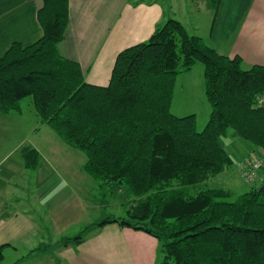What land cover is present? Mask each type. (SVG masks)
<instances>
[{"label":"trees","instance_id":"1","mask_svg":"<svg viewBox=\"0 0 264 264\" xmlns=\"http://www.w3.org/2000/svg\"><path fill=\"white\" fill-rule=\"evenodd\" d=\"M205 2L214 20L220 0ZM36 18L42 35L12 42L0 56V112L21 113L20 101L31 97L40 122L85 155L83 170L100 188L126 187L133 198L123 204L125 216L96 226L117 223L155 237V264H264V169L259 191L257 185L235 199L229 189L197 187L233 164L222 145L229 129L264 151V108L255 104L264 65L244 68L238 55L219 53L170 17L117 53L106 85L91 84L58 50L69 0H41ZM196 62L210 107L201 130L195 114L170 111L174 77ZM19 151L34 170L38 151L27 144ZM82 239L80 233L61 244Z\"/></svg>","mask_w":264,"mask_h":264},{"label":"crops","instance_id":"2","mask_svg":"<svg viewBox=\"0 0 264 264\" xmlns=\"http://www.w3.org/2000/svg\"><path fill=\"white\" fill-rule=\"evenodd\" d=\"M202 2L211 11L209 22H194L186 30L221 54L238 55L244 68L264 65V0H220L214 20ZM40 4L0 0V56L12 42L28 44L42 35L36 18ZM171 14L161 0H69V22L58 50L80 65L86 82L106 85L117 53L147 40L158 23L176 19ZM17 115L0 112V246L8 244L0 264H155V237L117 223L96 226L102 215L90 214V194L100 188L83 170L86 158H78V150L54 134L35 132L39 117L30 127L22 112ZM26 128L34 138L41 134L29 141L38 151V165L30 172L19 151ZM7 136L18 143L11 146ZM80 233L81 242L62 246Z\"/></svg>","mask_w":264,"mask_h":264},{"label":"rangeland","instance_id":"3","mask_svg":"<svg viewBox=\"0 0 264 264\" xmlns=\"http://www.w3.org/2000/svg\"><path fill=\"white\" fill-rule=\"evenodd\" d=\"M161 2L168 15L171 16V11H174L176 19L180 20L186 28H190L194 22L195 25L198 26L203 20L205 22H209L210 20L211 11H206L202 0H161ZM188 2H191V6L188 5ZM20 107L25 116L24 118L28 121L26 126L31 127L33 118L36 117L38 120V116L31 104V97L22 99L20 101ZM170 111L177 116L195 114L197 130H201L206 124L209 117L210 107L204 96L203 66L200 62H196L189 71L179 73L174 77ZM11 113L18 116L16 112ZM33 125L35 127V132L41 130L40 132L43 135L46 132H49L56 136L46 124L42 125L37 121V123ZM27 131L28 128L24 129V133L22 134L24 137H27L23 145H30L29 141H34V139H37L38 137L41 138L40 133L34 138L33 136L35 132L31 133V131ZM29 133L31 134L29 135ZM7 138L12 142L11 146L19 141L18 139H14V137H11L10 139L9 136H7ZM222 145L232 157L233 164L227 167L222 173L210 177L203 183L198 184L197 187H222L229 189L232 193L231 199H235L239 194L248 191L251 187L257 186L260 183H258L260 173L258 174V179L252 184L244 182L240 177V170L256 155L257 152L253 150V146L250 143L235 136L231 129H229L227 134L222 137ZM78 152L79 153H76L78 158L82 157L84 160V158H86L85 155L80 151ZM17 155L18 151L14 152L12 157H16ZM120 188H123V192ZM132 198L131 193L122 185H114V187L107 186L106 188L103 187L99 189L98 193L96 190L91 191L90 214L95 215L99 213L102 215L101 219L106 216H125V208L122 203H128ZM101 199L103 200V205L98 208L97 205L100 204Z\"/></svg>","mask_w":264,"mask_h":264},{"label":"built area","instance_id":"4","mask_svg":"<svg viewBox=\"0 0 264 264\" xmlns=\"http://www.w3.org/2000/svg\"><path fill=\"white\" fill-rule=\"evenodd\" d=\"M256 106L264 108V91L257 97ZM264 169V151H259L240 170V177L248 184L258 179L259 171Z\"/></svg>","mask_w":264,"mask_h":264},{"label":"water","instance_id":"5","mask_svg":"<svg viewBox=\"0 0 264 264\" xmlns=\"http://www.w3.org/2000/svg\"><path fill=\"white\" fill-rule=\"evenodd\" d=\"M263 184H260L257 188L256 191H259V189L262 187Z\"/></svg>","mask_w":264,"mask_h":264}]
</instances>
